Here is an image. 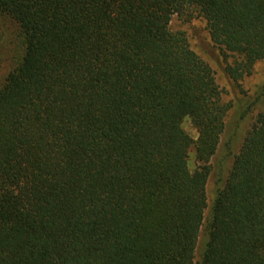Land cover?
I'll use <instances>...</instances> for the list:
<instances>
[{"label":"trees","instance_id":"trees-1","mask_svg":"<svg viewBox=\"0 0 264 264\" xmlns=\"http://www.w3.org/2000/svg\"><path fill=\"white\" fill-rule=\"evenodd\" d=\"M1 16L24 51L0 85V264H264V111L197 259L228 106L171 27L203 18L237 80L264 58V0H0Z\"/></svg>","mask_w":264,"mask_h":264},{"label":"rangeland","instance_id":"rangeland-1","mask_svg":"<svg viewBox=\"0 0 264 264\" xmlns=\"http://www.w3.org/2000/svg\"><path fill=\"white\" fill-rule=\"evenodd\" d=\"M2 38L0 43V85L7 73L21 59L24 51V42L21 28L13 19L0 17ZM174 30H186L190 36L193 48L209 62L213 68L221 99L228 106L225 129L221 135L220 145L210 160L211 172L208 178L209 207L206 211V220L202 228L197 248V259L200 258L208 238V221L212 203L220 189L224 186L229 175L234 155L239 149L246 131L253 123L259 112L264 111V58L255 62L251 72L235 80L227 71L228 62L233 63L236 56L226 55L213 42L201 17L183 20L174 16L171 21ZM185 130L196 139L198 130L191 116L183 121ZM198 165L196 149L191 147L189 152V166L194 170Z\"/></svg>","mask_w":264,"mask_h":264}]
</instances>
